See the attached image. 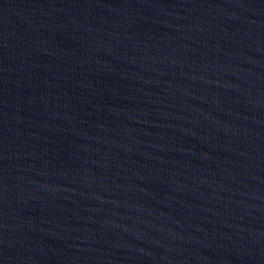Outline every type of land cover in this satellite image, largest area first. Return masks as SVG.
<instances>
[{"label":"water","instance_id":"obj_1","mask_svg":"<svg viewBox=\"0 0 264 264\" xmlns=\"http://www.w3.org/2000/svg\"><path fill=\"white\" fill-rule=\"evenodd\" d=\"M0 264H264V0H0Z\"/></svg>","mask_w":264,"mask_h":264}]
</instances>
